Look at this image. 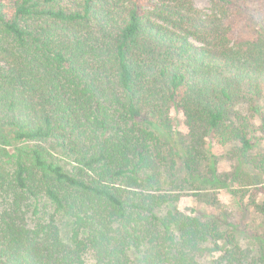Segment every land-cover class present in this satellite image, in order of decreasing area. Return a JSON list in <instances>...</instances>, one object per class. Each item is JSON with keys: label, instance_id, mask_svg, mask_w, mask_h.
I'll return each instance as SVG.
<instances>
[{"label": "trees", "instance_id": "16d2710c", "mask_svg": "<svg viewBox=\"0 0 264 264\" xmlns=\"http://www.w3.org/2000/svg\"><path fill=\"white\" fill-rule=\"evenodd\" d=\"M208 2L0 0V264H264L178 208L245 189L264 220V0Z\"/></svg>", "mask_w": 264, "mask_h": 264}, {"label": "rangeland", "instance_id": "374dc122", "mask_svg": "<svg viewBox=\"0 0 264 264\" xmlns=\"http://www.w3.org/2000/svg\"><path fill=\"white\" fill-rule=\"evenodd\" d=\"M196 4L200 9L204 10L209 7L208 0H196ZM172 119L177 125V128L181 127L180 129L182 131H186V126L184 125L185 120L179 112L174 110ZM213 149L214 153L219 157V172L232 173L234 171L235 161L230 160L228 157V148H224L219 144L214 143ZM233 185V189L240 187L239 183H233ZM240 189L242 188L240 187ZM242 191L246 193H241V195L244 196L243 201L240 198L236 200L232 194L224 188H217L216 190L208 189L205 191L188 190L178 203V208L187 214L199 215L202 218L215 216L226 219V222L238 226L241 243L244 246L256 249L258 247L257 242L243 237L242 230L247 228L254 232H263L264 220L255 213L253 208L247 206L249 202V192H246L245 189ZM238 201L240 202L239 204ZM202 262L204 264H211L209 257L203 259Z\"/></svg>", "mask_w": 264, "mask_h": 264}]
</instances>
